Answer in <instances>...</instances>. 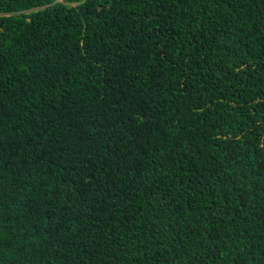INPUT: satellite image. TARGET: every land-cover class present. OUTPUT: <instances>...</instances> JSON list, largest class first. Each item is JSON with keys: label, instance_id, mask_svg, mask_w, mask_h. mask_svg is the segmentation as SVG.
Returning a JSON list of instances; mask_svg holds the SVG:
<instances>
[{"label": "trees", "instance_id": "16d2710c", "mask_svg": "<svg viewBox=\"0 0 264 264\" xmlns=\"http://www.w3.org/2000/svg\"><path fill=\"white\" fill-rule=\"evenodd\" d=\"M0 264H264V0H0Z\"/></svg>", "mask_w": 264, "mask_h": 264}]
</instances>
